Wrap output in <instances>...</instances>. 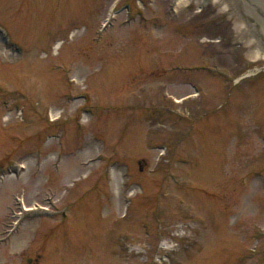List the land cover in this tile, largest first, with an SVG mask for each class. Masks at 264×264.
Wrapping results in <instances>:
<instances>
[{
  "label": "rangeland",
  "instance_id": "1",
  "mask_svg": "<svg viewBox=\"0 0 264 264\" xmlns=\"http://www.w3.org/2000/svg\"><path fill=\"white\" fill-rule=\"evenodd\" d=\"M37 254L264 264V37L227 0H0V264Z\"/></svg>",
  "mask_w": 264,
  "mask_h": 264
},
{
  "label": "water",
  "instance_id": "2",
  "mask_svg": "<svg viewBox=\"0 0 264 264\" xmlns=\"http://www.w3.org/2000/svg\"><path fill=\"white\" fill-rule=\"evenodd\" d=\"M234 3L240 14L249 22H262L264 26V0H227ZM259 1H262L259 2ZM263 4V6H261ZM253 16H251V15Z\"/></svg>",
  "mask_w": 264,
  "mask_h": 264
},
{
  "label": "flooded vegetation",
  "instance_id": "3",
  "mask_svg": "<svg viewBox=\"0 0 264 264\" xmlns=\"http://www.w3.org/2000/svg\"><path fill=\"white\" fill-rule=\"evenodd\" d=\"M188 69L198 70V71H200L201 74L202 73H205V74L209 73V74H212V75H216V74L221 73L216 68L210 67L208 65H199V66L190 67ZM222 76H223V74H222ZM202 119H204V115H203ZM40 259H41V254H37L34 258L28 257L26 259V262H27V264H37V262H39Z\"/></svg>",
  "mask_w": 264,
  "mask_h": 264
},
{
  "label": "bare ground",
  "instance_id": "4",
  "mask_svg": "<svg viewBox=\"0 0 264 264\" xmlns=\"http://www.w3.org/2000/svg\"><path fill=\"white\" fill-rule=\"evenodd\" d=\"M186 1H188V0H186ZM201 1H203V0H201ZM259 2L262 3V1H259ZM261 6H263V4H261ZM251 16H253V15H251ZM252 22H253V24H252V27H250V31H253L254 36L263 38L264 37V26H263L262 22H258L257 20L255 23H254V21H252ZM254 53L255 54L259 53V47L256 48ZM51 114H52V116L57 115L56 113H54V111H51ZM58 117H56V118H58ZM25 209H31V208H25Z\"/></svg>",
  "mask_w": 264,
  "mask_h": 264
}]
</instances>
